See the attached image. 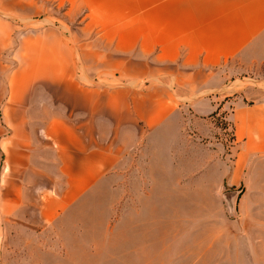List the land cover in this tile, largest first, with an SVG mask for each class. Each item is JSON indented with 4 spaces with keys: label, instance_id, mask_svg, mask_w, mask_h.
<instances>
[{
    "label": "crops",
    "instance_id": "1",
    "mask_svg": "<svg viewBox=\"0 0 264 264\" xmlns=\"http://www.w3.org/2000/svg\"><path fill=\"white\" fill-rule=\"evenodd\" d=\"M72 2L99 29L80 51L28 36L11 50L0 20V247L9 228L50 226L163 126L205 122L227 98L233 175L264 157V0H124L134 14L121 20L100 17L120 0ZM78 61L117 84L84 83Z\"/></svg>",
    "mask_w": 264,
    "mask_h": 264
},
{
    "label": "rangeland",
    "instance_id": "2",
    "mask_svg": "<svg viewBox=\"0 0 264 264\" xmlns=\"http://www.w3.org/2000/svg\"><path fill=\"white\" fill-rule=\"evenodd\" d=\"M72 1L29 0L22 9L0 0V20L13 29L11 50L28 36L59 38L62 48L80 51L99 29L89 26L86 6ZM123 1L100 17L132 18ZM78 63L84 83L117 84L80 75ZM228 103L205 122L184 116L163 126L50 226L9 228L0 264H264V157L233 175Z\"/></svg>",
    "mask_w": 264,
    "mask_h": 264
}]
</instances>
